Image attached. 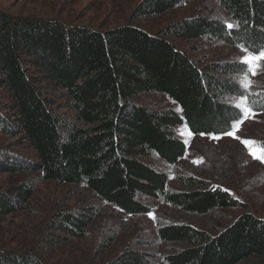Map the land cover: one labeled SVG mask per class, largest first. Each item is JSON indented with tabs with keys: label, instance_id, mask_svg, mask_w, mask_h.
I'll return each instance as SVG.
<instances>
[{
	"label": "trees",
	"instance_id": "trees-1",
	"mask_svg": "<svg viewBox=\"0 0 264 264\" xmlns=\"http://www.w3.org/2000/svg\"><path fill=\"white\" fill-rule=\"evenodd\" d=\"M192 0H141L132 18L161 15ZM230 23L209 15L183 18L153 34L133 24L96 29L58 19L13 17L0 10V86L8 92L10 114L0 111V127L21 135L35 160L0 153V172L31 169L45 180L82 184L130 215L147 214L144 197L162 198L184 212L205 215L217 209L247 210V205L201 174L169 176L145 162L152 152L175 165L188 147L176 132L222 135L240 109L232 97L249 96L264 112V92L243 88L237 62L200 64L172 38H219L251 50L264 48V0H215ZM49 81L62 103L54 106L39 84ZM151 91L166 93L179 109L151 110L133 101ZM74 112L64 117L63 109ZM34 181L0 192V216L27 208ZM92 209L64 213L51 229L78 237ZM161 241L191 246L167 255L168 264H241L264 257V218L240 214L212 235L191 224L158 229ZM153 253L128 247L108 264H152ZM0 264H44L32 253L0 251Z\"/></svg>",
	"mask_w": 264,
	"mask_h": 264
},
{
	"label": "rangeland",
	"instance_id": "rangeland-1",
	"mask_svg": "<svg viewBox=\"0 0 264 264\" xmlns=\"http://www.w3.org/2000/svg\"><path fill=\"white\" fill-rule=\"evenodd\" d=\"M141 0H0V10L13 17L50 18L68 24L86 25L107 29L123 24H133L157 34L164 26L183 18L200 14L220 18L230 23L224 8L215 0H192L161 15L132 18ZM180 49L188 50L200 64L208 62H239L246 53L244 47L229 44L219 38L178 40L172 38ZM264 69V61H261ZM243 74L239 76L241 83ZM251 92H264V70L255 76ZM54 106L62 103L49 81L39 84ZM240 97H232L235 104ZM135 103L151 110L179 106L163 92L151 91L133 98ZM11 99L0 86V111L10 114ZM64 117L74 112L65 108ZM177 135L188 147L184 158L175 165L163 160L157 153L144 160L158 171L169 176V186L178 189L177 175L201 174L210 185H220L247 205V210L264 218V162L254 159L241 142L255 140L264 143V112L244 120L236 137L229 135L193 134L186 125L176 127ZM181 132L184 134L181 135ZM213 136L220 137L213 139ZM0 153L27 160H35V151L21 135L8 134L0 127ZM34 181L35 190L27 208L0 216V251L19 255L32 253L44 264H108L128 247L153 253L152 264H168L165 257L174 251L191 246L186 242L165 243L158 229L165 224H191L215 235L229 226L242 209H217L205 215L184 212L163 201L162 198L144 197L150 207L147 214L130 215L107 203L82 184H66L45 180L42 174L31 169L0 172V192L21 183ZM96 209L84 234L75 237L51 229L60 216L73 211ZM241 264H264V257H253Z\"/></svg>",
	"mask_w": 264,
	"mask_h": 264
},
{
	"label": "snow or ice",
	"instance_id": "snow-or-ice-1",
	"mask_svg": "<svg viewBox=\"0 0 264 264\" xmlns=\"http://www.w3.org/2000/svg\"><path fill=\"white\" fill-rule=\"evenodd\" d=\"M229 29L235 27L233 24H228ZM242 51L246 53L242 58L239 59V63L245 65L241 70L243 72V77L241 80V85L243 88L248 89L253 85V81L250 79V76H255L261 72V61H264V48L251 50L248 48H243ZM236 108L240 109V114L237 119L233 121L231 125V131H225V135L233 136L234 138L239 139L235 136V133L239 130L240 125L244 120L253 118L256 115V112L253 108V103L249 102V96L242 95L234 105ZM184 133L181 132V135ZM213 139H219L218 136H213ZM248 149L249 154L254 159H259L261 162H264V143L255 140H242L241 141Z\"/></svg>",
	"mask_w": 264,
	"mask_h": 264
}]
</instances>
